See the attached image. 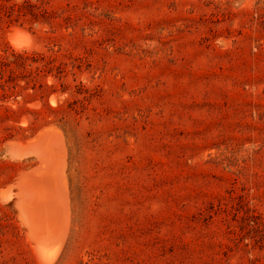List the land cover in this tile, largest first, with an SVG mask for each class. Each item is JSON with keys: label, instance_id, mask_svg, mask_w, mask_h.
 <instances>
[{"label": "rangeland", "instance_id": "obj_1", "mask_svg": "<svg viewBox=\"0 0 264 264\" xmlns=\"http://www.w3.org/2000/svg\"><path fill=\"white\" fill-rule=\"evenodd\" d=\"M0 264H264V0H0Z\"/></svg>", "mask_w": 264, "mask_h": 264}, {"label": "bare ground", "instance_id": "obj_2", "mask_svg": "<svg viewBox=\"0 0 264 264\" xmlns=\"http://www.w3.org/2000/svg\"><path fill=\"white\" fill-rule=\"evenodd\" d=\"M13 43H14V45L16 46V47H23V46H26V45H28V43L27 42H25V41H22V40H20L19 38H18V36L17 35H14L13 36ZM53 127V126H52ZM45 159V158H44ZM43 167V166H42ZM44 168V167H43ZM33 172V171H32ZM38 173V172H37ZM33 174V173H32ZM35 175V174H34ZM34 175H32L33 177H34ZM41 176H42V174H40ZM47 176V175H46ZM53 176H54V174H53ZM32 178V177H31ZM27 179V178H26ZM29 179V178H28ZM41 179H42V177H41ZM47 179V178H46ZM32 180V179H31ZM35 180V179H34ZM40 181V180H39ZM52 181V180H51ZM35 182H37V181H35ZM42 183H43V181H42ZM46 183V182H45ZM34 185H35V183H34ZM48 185V184H47ZM45 187V186H44ZM40 189V188H39ZM35 190V189H34ZM5 192V191H4ZM14 197V196H13ZM40 197H41V195H40ZM43 197V196H42ZM44 198V197H43ZM45 200H46V198H45ZM52 200V199H51ZM56 213V212H55ZM42 243V242H41ZM42 246H44V245H42ZM56 248H58V247H56ZM46 252H47V250H45ZM49 253V252H48ZM50 255H51V253H49ZM43 255H44V252H43Z\"/></svg>", "mask_w": 264, "mask_h": 264}]
</instances>
